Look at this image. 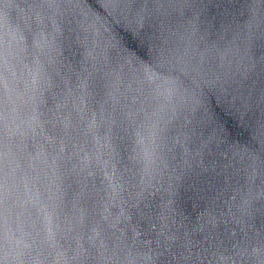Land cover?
Instances as JSON below:
<instances>
[{"label":"water","instance_id":"1","mask_svg":"<svg viewBox=\"0 0 264 264\" xmlns=\"http://www.w3.org/2000/svg\"><path fill=\"white\" fill-rule=\"evenodd\" d=\"M0 264H264V0H0Z\"/></svg>","mask_w":264,"mask_h":264},{"label":"snow or ice","instance_id":"2","mask_svg":"<svg viewBox=\"0 0 264 264\" xmlns=\"http://www.w3.org/2000/svg\"><path fill=\"white\" fill-rule=\"evenodd\" d=\"M103 3L107 4L109 6V9L111 10V7L113 5H120L121 3L126 2V0H102ZM0 188H2V181H0ZM2 195V193H0ZM3 201L0 199V208H2Z\"/></svg>","mask_w":264,"mask_h":264}]
</instances>
